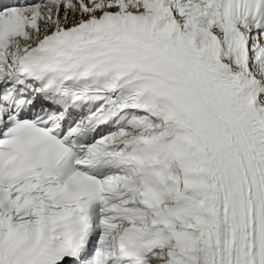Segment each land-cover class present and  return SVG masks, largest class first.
I'll list each match as a JSON object with an SVG mask.
<instances>
[{"label": "snow or ice", "instance_id": "6c2138e0", "mask_svg": "<svg viewBox=\"0 0 264 264\" xmlns=\"http://www.w3.org/2000/svg\"><path fill=\"white\" fill-rule=\"evenodd\" d=\"M0 264H264V0H0Z\"/></svg>", "mask_w": 264, "mask_h": 264}]
</instances>
